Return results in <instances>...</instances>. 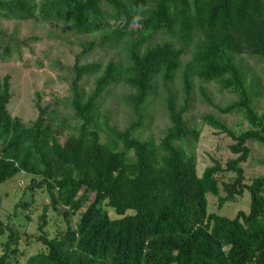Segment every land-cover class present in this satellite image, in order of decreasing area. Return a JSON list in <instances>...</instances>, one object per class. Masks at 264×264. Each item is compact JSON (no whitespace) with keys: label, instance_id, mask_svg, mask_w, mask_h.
Segmentation results:
<instances>
[{"label":"trees","instance_id":"obj_1","mask_svg":"<svg viewBox=\"0 0 264 264\" xmlns=\"http://www.w3.org/2000/svg\"><path fill=\"white\" fill-rule=\"evenodd\" d=\"M0 17L100 34V43L84 42L68 67V116L38 104V117L23 122L8 110L11 77L0 76V184L26 172L30 187L46 189L50 197L39 216L37 238L45 247L24 264H264V176L245 182L242 165L250 141L264 144V110L254 105L263 93L258 76L249 75L240 59L247 53L264 60V0H0ZM156 34L169 39L154 43ZM13 43L0 31V58L20 50ZM97 44L122 48L124 60L81 62ZM188 48L192 56L184 62ZM180 72L182 96L171 88ZM86 75H96L90 92L81 83ZM196 77L236 94L221 105L200 89L208 105L220 114H241L248 127L237 130L215 113L203 114L200 123L188 118ZM120 82L131 88L122 101L135 113L123 129L109 123L102 106L108 88ZM158 89L165 92L170 125L159 140L143 138L137 133L151 117ZM204 125L230 136L236 156L224 164L213 159L200 176L196 150ZM219 173L234 174L222 182L226 195L219 196V206L247 188L249 212L231 218L208 211L207 193H220ZM50 206L63 207L67 218L81 216L50 236ZM6 230L0 264L20 255V230L0 222V236Z\"/></svg>","mask_w":264,"mask_h":264},{"label":"rangeland","instance_id":"obj_2","mask_svg":"<svg viewBox=\"0 0 264 264\" xmlns=\"http://www.w3.org/2000/svg\"><path fill=\"white\" fill-rule=\"evenodd\" d=\"M137 26V24L135 25ZM191 22H186L185 28L189 29ZM0 31L11 37L13 45L20 43V50L16 47L12 55L7 58H0V76L10 75L11 91L13 96L8 104V110L13 116L20 117L23 122L32 123L40 112L38 104L57 108L62 115L68 116L71 111L66 106L64 100L69 96L71 90L72 73L68 67L72 66L77 56L83 51L84 42L95 40L100 43V34H76L63 24L50 22H40L35 19L18 20L4 19L0 17ZM169 39L164 34H156L153 42ZM192 48H188L182 59L184 62L190 60ZM243 65L249 75H256L261 83L262 96L255 100L254 105L258 111L264 110V60L257 56L244 53L240 56ZM102 61L107 63L110 60L118 62L124 60L122 48L110 49L98 44L87 54L82 55L80 61ZM179 73L176 81L171 84V88L177 91L179 96L183 95L182 77ZM96 75H86L81 83L87 92L94 87ZM201 88L207 89L210 96L216 103L225 105L237 98V95L228 90H222L215 82H205L199 78L193 83V104L187 117L195 123L201 122V116L206 113L219 115L226 123L237 129L248 127L241 114L224 115L220 114L213 106L208 105L204 100ZM109 94L102 99L103 112L112 126L118 129L125 128L135 117L131 107L122 101V97L131 91V88L123 82L112 84L108 88ZM165 92L156 90L152 96L150 106V119L145 121V126L137 133L145 138L148 136L159 140L163 136L167 126L170 125L163 97ZM73 122V120L71 119ZM201 138L196 150L197 171L201 176L204 170L214 164L213 159L219 160L222 164L230 157H235L229 145L233 139L223 132L204 125L202 127ZM68 131H65V134ZM105 136V135H103ZM64 140V135L61 136ZM251 154L247 162L243 163L245 170V182L251 183L259 176H264V144L250 141ZM220 193L216 195L208 192V211L216 212L219 215L235 217L239 210L246 212L251 208V193L245 189L243 195L236 196L233 200L226 201L222 206L218 204V198L226 195L223 190V181L230 180L233 173H219ZM32 175L21 172L13 178L0 184V222L12 224L20 230V241L18 248L20 255L17 259H12V264H24L28 256L44 248V244L38 240L41 234L39 230V216L43 214L44 206L50 203V197L46 189L30 187ZM26 201L28 206H18ZM112 218L117 217L112 209H109ZM48 222L46 230L53 236L60 229H65L69 224L75 225L81 212H77L70 217L64 215V208L54 209L50 206L47 211ZM9 230L0 236V254L4 252V244L8 238Z\"/></svg>","mask_w":264,"mask_h":264}]
</instances>
